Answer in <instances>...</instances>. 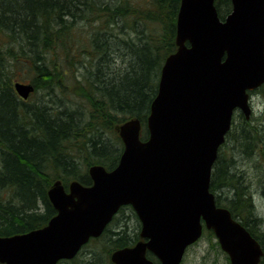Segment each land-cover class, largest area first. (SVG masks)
Returning a JSON list of instances; mask_svg holds the SVG:
<instances>
[{
  "label": "trees",
  "instance_id": "16d2710c",
  "mask_svg": "<svg viewBox=\"0 0 264 264\" xmlns=\"http://www.w3.org/2000/svg\"><path fill=\"white\" fill-rule=\"evenodd\" d=\"M179 4L0 0V236L47 223L56 213L47 195L51 181L76 179L88 185L90 165L112 169L123 148L115 124L137 118L140 137L147 138L146 120L160 69L176 49ZM214 5L221 19L232 7L231 0H214ZM74 21L86 23L85 34ZM85 56L82 73L75 75ZM17 78L31 80L35 91L50 97L26 103L14 90ZM71 84L85 105L74 107L52 97L51 90ZM256 160L264 169V113L245 119L237 110L218 148L209 189L216 205L228 208L258 240L264 264V222L255 216V177L250 175ZM139 228L132 208L123 205L98 237L57 264H114L111 252L138 241ZM204 232L214 237L211 230ZM92 240L99 247L83 253ZM146 255L157 262L150 252Z\"/></svg>",
  "mask_w": 264,
  "mask_h": 264
},
{
  "label": "water",
  "instance_id": "95a60500",
  "mask_svg": "<svg viewBox=\"0 0 264 264\" xmlns=\"http://www.w3.org/2000/svg\"><path fill=\"white\" fill-rule=\"evenodd\" d=\"M231 4L221 20L214 0L180 1L177 48L160 70L148 137L140 138L137 118L121 123L117 165H90V185L72 180L66 190L56 179L47 191L56 213L39 228L0 236V263L71 259L103 232L120 206L131 205L141 239L112 251L114 264H180L204 228L213 231L230 264H261L260 243L229 209L216 205L209 190L234 111L248 119L249 91L264 83V0ZM13 86L23 99L34 89L30 82Z\"/></svg>",
  "mask_w": 264,
  "mask_h": 264
},
{
  "label": "rangeland",
  "instance_id": "374dc122",
  "mask_svg": "<svg viewBox=\"0 0 264 264\" xmlns=\"http://www.w3.org/2000/svg\"><path fill=\"white\" fill-rule=\"evenodd\" d=\"M74 23L79 27L80 30H83L84 34L86 33V29L88 26L84 21H74ZM87 56H85L83 59H80L78 61V69L74 72L75 75L82 73L83 71V64L84 60ZM49 59H51L49 57ZM20 73V71H19ZM16 81L21 82H30L29 79H16ZM62 87H57V89L51 90L52 91V97L56 99V97L63 98L65 103H72V105L75 107H80L78 102H80L82 105H85L86 100L83 97H77L72 91H73V85H69L65 87V90L68 91L69 94H67V98L65 95H62ZM64 90V89H63ZM64 90V91H65ZM57 94H54L56 93ZM46 91L41 90H34L26 99V103H36L39 100H47L50 96L46 95ZM62 103V101H61ZM250 105L252 108V112L250 117L252 119H255L262 113H264V84H262L260 87L255 89L254 91L250 92ZM120 123L114 125V131L117 137H119L118 134V126ZM111 135V133L109 134ZM114 135V134H113ZM256 166L257 168H252L253 171H250V175L255 177V184L253 185V203L255 208V216L261 217L264 222V169L262 165L257 162L256 160ZM262 167V168H261ZM62 181V180H61ZM71 181V179H68L66 183L68 184ZM54 182L51 181V184ZM114 225V224H113ZM140 231V228H139ZM260 234V233H259ZM98 242L92 240L85 248H83V253L87 252L88 250L98 248ZM229 264L228 257L226 253L220 248L216 238L212 237L207 232L202 233V236L192 245H190L184 254L183 260L181 264Z\"/></svg>",
  "mask_w": 264,
  "mask_h": 264
},
{
  "label": "flooded vegetation",
  "instance_id": "af4514ba",
  "mask_svg": "<svg viewBox=\"0 0 264 264\" xmlns=\"http://www.w3.org/2000/svg\"><path fill=\"white\" fill-rule=\"evenodd\" d=\"M20 98V97H19Z\"/></svg>",
  "mask_w": 264,
  "mask_h": 264
}]
</instances>
